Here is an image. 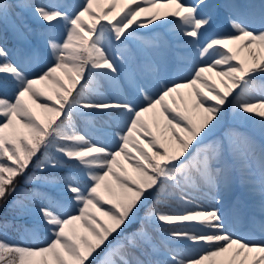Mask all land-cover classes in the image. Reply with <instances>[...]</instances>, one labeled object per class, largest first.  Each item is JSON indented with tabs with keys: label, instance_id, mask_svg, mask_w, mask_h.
Instances as JSON below:
<instances>
[{
	"label": "snow or ice",
	"instance_id": "snow-or-ice-1",
	"mask_svg": "<svg viewBox=\"0 0 264 264\" xmlns=\"http://www.w3.org/2000/svg\"><path fill=\"white\" fill-rule=\"evenodd\" d=\"M0 22V264H264V0H0Z\"/></svg>",
	"mask_w": 264,
	"mask_h": 264
},
{
	"label": "rangeland",
	"instance_id": "rangeland-1",
	"mask_svg": "<svg viewBox=\"0 0 264 264\" xmlns=\"http://www.w3.org/2000/svg\"><path fill=\"white\" fill-rule=\"evenodd\" d=\"M0 26H2V22H0ZM148 27H151L150 25ZM141 32H144L143 29L140 30ZM157 31H163V29H157ZM58 76H60V78L62 79V81L67 84V79L63 76L62 73H57ZM206 76L209 77V82H213L215 81L216 84L219 86V78L215 77L213 74H210V73H205ZM38 87H41L43 88V86H39ZM222 90V89H221ZM190 89H180L179 92H180V95H177V94H173L175 96V106L176 107H179L180 109H183L184 108V105H185V102H187L190 106V102H191V97H190ZM181 95L183 96L184 100L182 101L181 100ZM189 97L190 100H187ZM44 98L41 97V100H43ZM169 106H173L172 105V100L169 99V98H166ZM29 103L31 104V101H29ZM32 108H33V111L37 114V116L39 117H43V113L41 112L40 109L36 108L35 105H32ZM197 112H199V110H197ZM195 116L194 113H191ZM149 117H151V120H149ZM144 118L145 120L147 121L148 123V126L149 128L151 129V131L160 139H164L166 138L167 136L170 135V133L165 129L164 125H165V121H164V118L160 115H158V113L154 116L153 112L150 111L149 113H146L144 115ZM158 127V129H157ZM161 131L164 132V136L161 137L160 136V133ZM145 148L147 147V145H143ZM118 159L120 160V162L123 164L124 168L127 170V172L129 174H131V168L128 166L127 162H125L123 160V157H118ZM116 171L119 173V169H116ZM109 181L111 182V178H109ZM22 182V181H21ZM111 186L113 189H115V184L114 182L111 183ZM105 196H107V193H103ZM93 212H95V210L93 209L92 210ZM97 215L98 218L100 219H104L102 216H100V213H95ZM78 226V225H77ZM80 231H83V229H80ZM257 236L259 237V234H257ZM256 236V238H257ZM258 239V238H257Z\"/></svg>",
	"mask_w": 264,
	"mask_h": 264
},
{
	"label": "bare ground",
	"instance_id": "bare-ground-1",
	"mask_svg": "<svg viewBox=\"0 0 264 264\" xmlns=\"http://www.w3.org/2000/svg\"><path fill=\"white\" fill-rule=\"evenodd\" d=\"M187 100H190L189 97H188ZM149 120H151V117H149ZM157 129H158V127H157ZM233 230L236 231V232H238V233H242V232L246 231V229H243L239 225H237ZM257 238L260 239L261 237L260 236L259 237L257 236Z\"/></svg>",
	"mask_w": 264,
	"mask_h": 264
},
{
	"label": "trees",
	"instance_id": "trees-1",
	"mask_svg": "<svg viewBox=\"0 0 264 264\" xmlns=\"http://www.w3.org/2000/svg\"><path fill=\"white\" fill-rule=\"evenodd\" d=\"M10 46V45H9ZM18 183H21V181H18Z\"/></svg>",
	"mask_w": 264,
	"mask_h": 264
}]
</instances>
